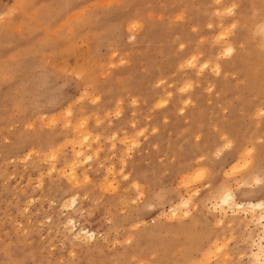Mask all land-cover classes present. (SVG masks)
Instances as JSON below:
<instances>
[{"label": "rangeland", "instance_id": "374dc122", "mask_svg": "<svg viewBox=\"0 0 264 264\" xmlns=\"http://www.w3.org/2000/svg\"><path fill=\"white\" fill-rule=\"evenodd\" d=\"M204 1L0 0V264H254L250 251L260 226L252 211H228L220 222L211 192L226 188L239 201H264V182L247 177L257 162L232 168V149L200 150L232 137L245 148L256 143L264 180V115L258 111L264 108V0ZM229 5L239 19L224 41L221 31L233 17L225 14ZM227 41L238 47L234 57L221 52ZM184 55L210 67H188ZM216 61L225 65L219 74ZM184 81L200 97L190 106L195 118L172 110L174 99L188 93ZM163 99L166 106L159 105ZM122 121L126 131L118 132ZM82 128L92 133L89 141L77 138ZM49 144L61 149L58 159ZM88 145L100 156L78 167L90 180L73 186L66 162ZM27 152L33 157L25 158ZM76 192L80 200L72 208L68 197ZM190 193L186 221L196 216V224L173 225L169 206ZM71 216L100 237L75 241L66 230Z\"/></svg>", "mask_w": 264, "mask_h": 264}, {"label": "bare ground", "instance_id": "6f19581e", "mask_svg": "<svg viewBox=\"0 0 264 264\" xmlns=\"http://www.w3.org/2000/svg\"><path fill=\"white\" fill-rule=\"evenodd\" d=\"M206 1V0H205ZM204 1V2H205ZM216 1V0H215ZM214 1V2H215ZM233 2V1H232ZM24 3V2H23ZM216 3V2H215ZM231 4V3H230ZM225 5V4H224ZM226 6V5H225ZM224 6V7H225ZM230 6V5H229ZM216 7V6H215ZM240 7V6H239ZM228 8V7H227ZM223 10H225V11H227L228 9H223ZM223 10H221L222 11V13H223ZM218 11V10H217ZM220 11V10H219ZM218 11V12H219ZM220 11V12H221ZM207 12V11H206ZM212 12V11H211ZM213 13V12H212ZM227 13H229V14H233V17H232V24L231 25H229V26H227L228 28H226V29H228V30H226V33H225V30H223L224 28L221 26L223 23H222V21H221V23L222 24H220V26L222 27V30H223V32L221 31V34L223 35L222 36V39H223V37L224 38H226V37H229V34L232 32V30L235 28V26L238 24L237 23V20L239 19V14L238 13H236V11H235V7L234 6H230L229 7V10L227 11V12H225V14H227ZM243 13V12H242ZM196 14V13H195ZM219 14V13H218ZM3 15V14H2ZM1 15V16H2ZM200 15V14H199ZM196 16V15H195ZM209 16V15H208ZM180 17V16H179ZM182 17V16H181ZM180 17V18H181ZM179 19V18H178ZM207 19V18H206ZM216 19V18H215ZM229 19V18H228ZM205 20V19H204ZM208 21V20H207ZM215 21V20H214ZM216 22V21H215ZM262 22H264V21H262ZM200 23V22H199ZM206 23V22H205ZM217 23V22H216ZM8 24V23H7ZM203 24V23H202ZM215 24V23H214ZM230 24V23H229ZM151 25V24H150ZM182 25V24H181ZM208 25V24H207ZM228 25V24H227ZM258 25V24H257ZM263 25V24H262ZM247 26V25H246ZM261 26V25H260ZM159 27V26H158ZM226 27V26H225ZM76 28V27H75ZM131 29H132V31H134L133 33H132V35H131V37L135 40L136 39V32L139 30V24H137V23H134L133 25H132V27H130ZM220 28V27H219ZM166 29V28H165ZM175 29V28H174ZM173 29V30H174ZM257 29V28H256ZM74 30H76V29H74ZM73 30V31H74ZM211 30V29H210ZM218 30V29H217ZM261 33L264 35V25H263V27L261 28ZM186 31V30H185ZM257 31V30H256ZM239 32V31H238ZM237 32V33H238ZM259 32V31H258ZM218 34H219V32H217ZM224 33V34H223ZM235 33V32H234ZM261 33L259 32V35H261ZM140 34H142V33H140ZM182 34V33H181ZM188 33H186V35H187ZM216 34V33H215ZM252 34H254V33H252ZM205 35V34H204ZM212 35V34H211ZM246 35V34H245ZM258 35V34H257ZM157 36V35H156ZM184 36V35H183ZM215 36V35H214ZM220 36V35H219ZM106 37V36H105ZM142 37V36H141ZM168 37V36H167ZM169 38V37H168ZM168 38H166V39H168ZM171 38V37H170ZM174 38V37H173ZM200 38H201V36H200ZM221 38V36L218 38L217 37V39H220ZM231 38V37H230ZM263 38V37H262ZM261 38V39H262ZM163 39V38H162ZM188 39V38H187ZM211 39H213V38H211ZM252 39V38H251ZM259 39V38H258ZM105 40H106V38H105ZM133 40V41H134ZM224 40V39H223ZM226 40V39H225ZM224 40V41H225ZM228 40V39H227ZM242 40V39H241ZM241 40H240V42H241ZM219 41V40H218ZM263 41V40H262ZM261 41V42H262ZM157 42V41H156ZM164 42V41H163ZM162 42V43H163ZM223 42V41H222ZM260 42V43H261ZM192 43V42H191ZM216 43H218V42H216ZM250 43V42H249ZM187 44V43H186ZM185 44V45H186ZM209 44V43H208ZM157 45V44H156ZM155 45V46H156ZM194 45V44H193ZM197 45V44H196ZM201 45V44H200ZM241 45V44H240ZM181 46V45H180ZM179 46V47H180ZM182 46H184V45H182ZM210 46V45H209ZM208 46V47H209ZM216 46V45H215ZM261 46V45H260ZM263 46V45H262ZM168 47V46H167ZM166 47V48H167ZM174 47V46H173ZM197 47V46H196ZM199 48V47H198ZM210 48V47H209ZM181 49V48H180ZM221 52L224 54V55H226V56H230V57H234L235 56V54H236V52H237V50H238V47L235 45V44H233V42H231V41H227V42H225V44H222V47H221ZM170 50V49H169ZM216 50V49H215ZM248 50V49H247ZM199 51V50H198ZM169 52V51H168ZM172 52V51H171ZM206 52V51H205ZM202 53V52H201ZM204 53V52H203ZM215 53V52H214ZM260 53V52H259ZM172 54H174L173 52H172ZM202 55V54H201ZM262 55V54H261ZM199 56V55H198ZM210 57V56H209ZM216 57V56H215ZM222 57H224V56H222ZM178 58V57H177ZM238 59V58H237ZM246 59V58H245ZM253 59V58H252ZM256 59V58H255ZM180 60V59H179ZM209 60V59H208ZM213 60V59H212ZM211 60V61H212ZM224 60V59H223ZM182 63H184V65H186V66H188V67H191V68H197V69H200V71L201 70H206L207 68H209L210 67V65L209 64H211V63H209L208 61L206 62H203V63H199V60L197 59V57L196 56H194V55H184L183 57H182ZM227 61V60H226ZM263 61V60H262ZM175 62V61H174ZM179 62V61H178ZM217 62V61H216ZM253 62V61H252ZM181 63V64H182ZM222 63H223V61H222ZM222 63H220V62H217V63H215L214 64V68H215V70H216V72L219 74V73H221L222 72V70H223V67L225 66L224 64L222 65ZM176 64V63H175ZM180 64V63H179ZM239 64V63H238ZM183 65V64H182ZM181 66V65H180ZM185 66V67H186ZM229 67V66H228ZM256 67V66H255ZM185 69V68H184ZM197 69H195V70H197ZM240 69V68H239ZM244 69V68H243ZM260 70V69H259ZM202 72V71H201ZM232 72V71H231ZM246 73V72H245ZM197 75V74H196ZM199 75V74H198ZM245 75V74H244ZM250 75V74H249ZM226 76V75H225ZM225 76H223V77H225ZM262 76V75H261ZM252 77V76H251ZM190 79V78H189ZM222 79V78H221ZM229 79V78H228ZM208 80V79H207ZM254 80V79H253ZM252 80V81H253ZM264 80V79H263ZM166 81V80H165ZM169 81V80H168ZM168 81H167V83H168ZM171 81V80H170ZM179 81V80H178ZM246 81V80H245ZM175 82V81H174ZM186 82V83H185ZM228 82V81H227ZM184 83H185V85L183 86V90L184 91H188V93L187 94H185V96L182 98V99H174V101L172 102L173 103V109L172 110H174V112L176 113V115H177V117L179 118L180 117V114H183L184 115V117L183 118H186L187 117V115H195L194 113H191L192 112V110L193 109H191V107L190 106H192V104L193 103H198L199 101H200V97H199V95L197 94V93H189L190 92V90H192L193 88H194V84H192L191 82H187V81H184ZM209 83V82H208ZM208 83H207V85H208ZM253 83V82H252ZM183 84V83H182ZM181 84V85H182ZM197 84V83H196ZM254 84V83H253ZM210 85H212V84H210ZM217 85V84H216ZM236 85V84H235ZM255 85V84H254ZM167 86V85H166ZM229 86H231V85H229ZM232 86H233V84H232ZM249 86H250V84H249ZM261 86V85H260ZM203 87V86H202ZM225 87V86H224ZM180 88H181V86H180ZM210 87H208V89H209ZM220 88V87H219ZM230 88V87H229ZM250 88V87H249ZM105 89V88H104ZM163 89H165V88H163ZM170 89V88H169ZM195 89H196V87H195ZM111 90V89H110ZM233 90V89H232ZM256 89H254V91H255ZM257 90H258V88H257ZM219 91V90H218ZM110 92V91H109ZM208 92V91H207ZM262 92V91H261ZM105 93V92H104ZM107 93V92H106ZM158 93V92H157ZM170 93H172V92H170ZM183 93V92H182ZM220 93V92H219ZM263 93V92H262ZM191 94V95H190ZM209 94V93H208ZM237 94H238V91H237ZM216 95V94H215ZM119 96H120V94H119ZM168 96V95H167ZM210 96V95H209ZM234 96V95H233ZM258 96V95H257ZM162 97V96H161ZM164 97V96H163ZM261 97V96H260ZM120 98V97H119ZM173 98V97H172ZM206 98V97H205ZM109 99V98H108ZM111 99V98H110ZM122 99V98H121ZM211 99V98H210ZM218 99V98H217ZM259 100V99H258ZM262 100V99H261ZM224 101V100H223ZM134 102H136V101H134ZM167 102H168V100L167 99H163V100H161L160 102H159V105L160 106H166L167 105ZM171 103V104H172ZM205 103V102H204ZM253 103V102H252ZM232 104V103H231ZM230 104V105H231ZM193 105H195V104H193ZM220 105V104H219ZM223 105V104H222ZM253 105V104H252ZM119 105H117V107H118ZM198 106V105H197ZM227 106V105H226ZM234 106V105H233ZM158 107V106H157ZM172 107V106H171ZM196 108V107H195ZM212 108V107H211ZM67 109V108H66ZM117 109V108H116ZM151 109H153V107L151 108ZM165 109V108H164ZM197 109V108H196ZM204 109V108H203ZM199 110V109H198ZM209 110V109H208ZM239 110V109H238ZM167 111V110H166ZM197 111V110H196ZM210 111V110H209ZM232 111V110H231ZM259 112H260V114L262 115H264V108H262V109H260V110H258ZM233 112V111H232ZM209 113H211V112H209ZM256 113L257 114H259L257 111H256ZM196 114H197V112H196ZM207 114V113H206ZM252 114V113H251ZM202 115V114H201ZM231 115V114H230ZM250 115V114H249ZM253 115H255V112H254V114ZM192 116V117H193ZM215 116V115H214ZM232 116V115H231ZM209 117V116H208ZM218 117V116H217ZM194 118H195V116H194ZM85 119V118H84ZM102 119V118H101ZM126 120V119H125ZM173 120H175V119H173ZM188 120V119H187ZM67 121V120H66ZM197 121H198V119H197ZM211 121V120H210ZM256 121V120H255ZM80 122V121H79ZM196 122V121H195ZM225 122V121H224ZM84 123V122H83ZM134 123V122H133ZM179 123V122H178ZM252 123V122H251ZM258 123V122H257ZM257 123H256V125H257ZM80 124H81V122H80ZM176 124V123H175ZM197 124V123H196ZM201 124H202V122H201ZM264 124V123H263ZM83 125V124H82ZM123 125H124V121H122V122H120V124H118L117 126V131L118 132H121V131H126V130H123ZM193 125V124H192ZM259 125V124H258ZM238 126H240V125H238ZM81 127V126H80ZM154 127V126H153ZM178 127V126H177ZM194 127V126H193ZM212 127H213V124H212ZM224 127V126H223ZM237 127V126H236ZM152 128V127H151ZM216 128V127H215ZM220 128V127H219ZM225 128V127H224ZM190 129V128H189ZM204 129V128H203ZM202 129V130H203ZM115 130V129H114ZM141 130V129H140ZM145 130V129H144ZM220 130V129H219ZM219 130H218V132H219ZM222 130V129H221ZM234 130V129H233ZM263 130V129H262ZM76 130H74V132H75ZM139 130H137V132H138ZM148 131V130H147ZM183 131V130H182ZM198 131V130H197ZM134 132V131H133ZM179 132H181V131H179ZM196 132V131H195ZM203 132V131H202ZM40 133V132H39ZM107 133V132H106ZM132 133V132H131ZM144 133H145V131H144ZM149 133V132H148ZM200 133V132H199ZM41 134V133H40ZM49 134V133H48ZM77 134L79 135V136H77ZM77 134H75L76 136H77V138H79V137H81L80 139H81V141L82 140H85V141H89V139H91L90 138V136H91V134H90V132L88 131V129H84V128H82L81 129V131H79V132H77ZM115 135L113 136V137H115V138H117L116 137V135H117V133H114ZM122 134V133H121ZM130 134V133H129ZM134 134H135V132H134ZM221 134V133H220ZM219 134V135H220ZM51 135H53V132H52V134ZM74 135V136H75ZM97 135V134H96ZM223 135H225V134H223ZM44 137H45V135H43ZM75 136V137H76ZM131 136V135H130ZM133 136H136V135H133ZM140 136V135H139ZM243 136V135H242ZM246 136V135H245ZM112 137V136H111ZM205 137V136H204ZM239 137V136H238ZM258 137V136H257ZM52 138V137H51ZM65 138H67V137H65ZM92 138L94 139V140H98V137L96 136L95 138L92 136ZM114 138V139H115ZM124 138V137H123ZM128 138V137H127ZM186 138V137H185ZM80 139H78V140H80ZM110 139V138H109ZM134 139V138H133ZM248 139V138H247ZM256 139V138H255ZM64 140V139H63ZM74 140H75V138H74ZM118 140V139H117ZM138 140V139H137ZM137 140H136V142H134V145L136 146L137 144H139L138 142H137ZM71 141H72V139H71ZM116 141V140H115ZM127 141V140H126ZM133 141V140H132ZM135 141V140H134ZM207 141V140H206ZM210 141V140H209ZM33 142V141H32ZM76 142V141H75ZM120 142V141H119ZM131 142V141H130ZM211 142V141H210ZM39 143V142H38ZM116 143V142H115ZM124 143V142H123ZM128 143V141L125 143V144H127ZM207 143V142H206ZM216 143V142H215ZM58 144V143H57ZM246 144V143H245ZM248 144H250V143H248ZM32 145V144H31ZM50 145V147H49V151H51L50 153L52 154H46V157L45 158H47V156H49V155H51V157L53 158V159H55L58 155H57V151L58 150H61V149H56V145H53V144H49ZM69 145H71V144H69ZM74 145V144H73ZM130 145V144H129ZM191 145V144H190ZM210 145V144H209ZM251 145V144H250ZM38 146V145H37ZM44 146V145H43ZM72 146V145H71ZM70 146V147H71ZM90 146L91 145H88V146H86V147H88V149H84V148H80V149H78V150H76V151H74V157L72 156V160H70V163L69 162H66V163H68L67 164V169H68V171H69V175L68 176H66L67 178L69 177L74 183H73V186H75L74 184H76V185H78L80 182L81 183H83V182H88L90 179V176H89V174L87 173V172H83V173H81V172H79L78 171V167L79 166H81V165H83V164H85V163H94V162H96V160L98 159V157L100 156V151H98V149L97 150H90ZM131 146V145H130ZM133 146V145H132ZM200 146V145H199ZM257 147V144L255 143V145H253V147L252 148H245V146H244V143L243 142H240V141H238V140H236V139H233V137L232 138H229L228 140H224V141H220L215 147H213V148H210V149H208L207 150V148H206V150H200V152H202L204 155L206 154H208V155H211L212 153H218V154H220V153H223L224 152V149L225 148H228V149H232L231 150V153L229 154V157L230 158H232V168H233V166H234V163L236 164V162H237V166H238V163L239 162H244L245 163V165L247 166V165H249L248 163H250V161L252 160V161H254V163H256V166H254V168L251 170V172H250V174L249 175H247V177L249 176L250 178H254V179H251L252 181L254 180V181H256V183H258V184H261V183H263L264 182V180H263V178L261 177V175H260V173H259V170H260V168H259V164H258V158L256 157V154H254V151H253V148L254 147ZM62 151H63V144H62ZM110 147V146H109ZM233 147H235V149H233ZM251 147V146H250ZM24 148V147H23ZM38 148H40V147H38ZM129 148V147H128ZM43 149V148H42ZM124 149H127L126 147L124 148ZM124 149H122V150H124ZM132 149V148H131ZM37 150V149H36ZM54 150H56V151H54ZM227 150V149H226ZM30 151H31V149H30ZM29 151V152H30ZM33 151V150H32ZM131 151V150H130ZM188 151V150H187ZM126 151L124 150V153H125ZM28 153V152H27ZM34 153H35V150H34ZM37 153V152H36ZM36 153H35V155H36ZM42 153H44V152H41V154ZM60 153V152H59ZM62 153V152H61ZM121 153H122V151H121ZM38 154H40V153H38ZM126 154V153H125ZM190 154V153H189ZM33 155V154H32ZM31 155V153H28V154H26L25 155V158H31V157H33ZM201 155V154H200ZM203 155V156H204ZM39 156V155H38ZM37 156V157H38ZM42 156V155H41ZM125 156V155H124ZM203 156H201V157H199V158H203ZM21 157V156H20ZM51 157H48V159L49 158H51ZM122 157V156H121ZM24 158V157H23ZM39 158H40V156H39ZM73 158H74V160H73ZM193 158V157H192ZM196 158V157H195ZM27 159V160H28ZM48 159H46V160H48ZM56 159H58V157L56 158ZM122 159V158H121ZM198 159V158H197ZM197 159L195 160V161H197ZM37 160H39L38 158H37ZM42 161H44L43 159H41ZM123 160H124V157H123ZM190 160H192V159H190ZM202 160V159H201ZM212 160V159H211ZM53 161V160H52ZM59 161V160H58ZM184 161V160H183ZM185 161H187V160H185ZM251 161V162H252ZM48 162H49V160H48ZM65 162V161H64ZM72 162V163H71ZM224 161H220L219 162V164L220 163H223ZM51 163H53V165H54V162H51ZM40 164H42V163H40ZM46 164H47V161H46ZM55 164H56V161H55ZM71 164V165H70ZM240 164V163H239ZM243 164V163H242ZM37 165V164H36ZM66 165V164H65ZM123 165V164H122ZM201 165V164H200ZM241 165V164H240ZM244 165V164H243ZM242 165V166H243ZM252 165V164H251ZM68 166H69V168H68ZM204 166V165H203ZM230 166V165H229ZM49 167H53L52 166V164L49 166ZM240 167V166H239ZM248 167V166H247ZM65 168V169H66ZM112 168V167H111ZM197 168V167H196ZM237 168V167H236ZM53 170L55 169V166L52 168ZM52 169H50V170H52ZM60 169V168H59ZM198 170H200L199 168H197ZM197 169H195L197 172H199ZM203 169H205L204 167H203ZM231 169V168H230ZM237 169H239V168H237ZM234 170V169H233ZM55 171V170H54ZM67 171V172H68ZM195 171V172H196ZM57 172V171H56ZM59 172H61V171H59ZM66 172V171H65ZM129 172V171H128ZM188 174L190 175L191 173L190 172H193L194 173V170L193 171H191L190 169H188ZM233 172V171H232ZM236 172H237V170H236ZM81 173V174H80ZM200 173V172H199ZM206 173H207V171H206ZM59 174V173H58ZM67 174V173H66ZM122 174V173H121ZM196 174V173H195ZM116 175V174H115ZM124 175H126V174H124ZM189 175H187V176H189ZM192 175V174H191ZM203 175V174H202ZM121 176V175H120ZM119 176V177H120ZM123 176V175H122ZM181 176H183V175H181ZM187 176H185L186 178H187ZM193 176V175H192ZM195 176V175H194ZM198 176H201V174H199ZM125 177V176H124ZM123 177V178H124ZM184 177V178H185ZM180 178V177H179ZM185 178V179H186ZM193 178V177H192ZM196 178V177H195ZM194 178V179H195ZM120 179V178H119ZM181 179V178H180ZM189 179H191V177L189 178ZM188 178H187V181L189 180ZM106 180V179H105ZM191 180H193V179H191ZM181 181V180H180ZM253 181V182H254ZM105 182H107V181H105ZM104 182V183H105ZM108 182H111V181H108ZM193 182V181H192ZM138 183V182H137ZM185 184H187L186 183V180H185V182H184ZM189 183V182H188ZM191 183V182H190ZM251 183V182H250ZM255 183V182H254ZM255 183V184H256ZM72 184V183H71ZM106 184V183H105ZM135 184V183H134ZM254 184V185H255ZM83 185V184H82ZM107 185V184H106ZM112 185V184H111ZM139 185V184H138ZM237 185V184H236ZM89 186V185H88ZM105 186V185H104ZM119 186V185H118ZM134 186V185H133ZM179 186V185H178ZM187 186V185H186ZM260 186V185H259ZM78 187V186H77ZM108 187V186H107ZM132 187V186H131ZM184 187V186H183ZM191 187H192V185H191ZM88 188V187H87ZM118 188V187H117ZM62 189V188H61ZM71 189V188H70ZM82 189H84V188H82ZM135 189H137L136 187H135ZM140 189V188H139ZM187 189V188H186ZM190 190H189V192H191V188H189ZM88 190V189H87ZM110 190V189H109ZM195 190H197V188H195ZM66 191V190H65ZM81 191V190H80ZM82 191H86V190H82ZM137 191V190H136ZM183 191V190H182ZM187 191V190H186ZM193 191H194V189H193ZM75 192V191H74ZM138 192V191H137ZM64 193V192H63ZM66 193V192H65ZM69 193V192H68ZM77 193V192H76ZM197 192L195 191V194H196ZM72 194V193H71ZM211 194L213 195V202L211 203V205L213 206V208H214V210H216V211H218L220 214L219 215H221V220H220V222H224V219L226 218V215L225 214H227V212L228 211H232V212H244L245 214L247 213V212H251L252 211V215H251V221L252 222H254V223H256V224H258L260 227H259V234L257 235V237L254 239V243H253V246H254V248L255 249H253L252 251H250L251 253H250V257L253 259V262H254V264H264V201H258V202H252V201H246V202H244V201H239V199H238V196H237V194L234 192V191H232V190H230V189H226V188H222V189H219V190H213L212 192H211ZM65 195V194H64ZM138 195H140V194H138ZM187 195V194H186ZM190 195H191V193H190ZM186 197H184V199L182 198V200L181 201H178V203H176L175 205H170L169 206V208L168 209H170V213H171V215L172 216H170V217H172L173 219H172V221H173V225H175V224H178V225H183L184 226V228H188V227H190V226H192V225H194V224H196V222H197V217L195 216L194 217V219L190 222V223H187V219L188 218H190V216H191V212H192V210H191V206L193 207V204H194V196H192L191 195V197L189 196V197H187L186 199H185ZM65 200V198L62 200V202ZM79 200H80V195H79V193H77V194H73V195H71L70 197H68V203H69V205H70V207H74V208H76L77 207V205L79 204ZM135 200V199H134ZM67 202V201H66ZM67 203V204H68ZM61 204H63V203H61ZM67 204H66V206H67ZM65 206V205H64ZM195 206H196V204H195ZM62 207H63V205H62ZM61 207V208H62ZM184 208V209H183ZM69 209V208H68ZM183 209V210H182ZM194 209V208H193ZM65 210H66V208H65ZM165 211L164 210H162V213H164ZM167 212H169V210L167 211ZM167 212H165L164 214L165 215H167ZM162 213H161V215H162ZM169 213V214H170ZM168 214V215H169ZM239 214V213H238ZM168 215H167V217H168ZM247 215V214H246ZM163 216V215H162ZM160 217V216H159ZM165 218V217H164ZM66 220H67V224H68V226L69 227H66V228H69V229H66L67 231H69V232H71L72 233V236H73V238H74V240L76 241H79V242H84V243H91V242H94V241H96L97 240V238L98 237H100V235H101V233L100 232H97L96 230H94V229H92V228H89V227H85V226H80V227H78V226H76V224H77V221L74 219V217L72 218V216L71 217H68V218H66ZM66 220H65V223L64 224H66ZM175 221H177V222H175ZM218 223V222H217ZM169 226H171V225H169ZM180 228H183V227H180ZM66 230H65V232H66ZM68 232V233H69ZM135 236V235H134ZM223 237V235L221 236V238ZM231 238V237H230ZM165 239V238H164ZM215 239V238H214ZM216 240H218V239H216ZM229 241V240H228ZM227 241V242H228ZM78 242V243H79ZM156 242V241H155ZM153 243V242H152ZM211 243V242H210ZM144 244V243H143ZM142 246V245H141ZM220 246H224V245H220ZM179 247V246H178ZM213 248H214V246H212ZM217 247H219V244L217 245ZM216 248V247H215ZM213 249V250H216V249H218V248H216V249ZM221 248V247H220ZM219 248V249H220ZM223 249V248H222ZM130 252H131V250H130ZM218 252V251H217ZM220 252V251H219ZM210 253V252H209ZM216 253V252H215ZM210 255V254H209ZM74 256V255H73ZM201 256V255H200ZM216 256V255H215ZM225 256V255H224ZM133 257V256H132ZM214 257V256H213ZM199 258V257H198ZM210 259H211V257H210ZM227 260V259H226ZM194 261V260H193ZM199 262H201V261H197L196 262V264H198ZM143 262H141V264H142ZM205 263V262H204ZM224 263V262H223ZM195 264V263H194ZM222 264V263H221Z\"/></svg>", "mask_w": 264, "mask_h": 264}]
</instances>
